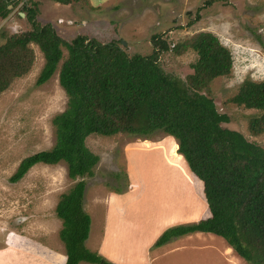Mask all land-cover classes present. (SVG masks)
<instances>
[{
    "label": "trees",
    "instance_id": "16d2710c",
    "mask_svg": "<svg viewBox=\"0 0 264 264\" xmlns=\"http://www.w3.org/2000/svg\"><path fill=\"white\" fill-rule=\"evenodd\" d=\"M89 1L57 3H81L95 10ZM19 3L32 30L12 35L0 46V93L13 79L28 72L32 64L28 46L34 44L44 59L36 86L53 76L62 60V48L66 50L58 85L67 102L65 110L51 121L54 146L24 158L9 182L17 183L38 164L59 163L65 165L69 180L80 179L60 195L55 206L65 264H110L85 247L91 220L82 206L83 180L92 177L98 163V157L86 148V139L92 135L148 139L157 132L176 142L177 154L201 184L209 216L195 224L166 230L154 247L182 236L206 233L222 239L246 264H264V150L225 128L228 117L217 111L210 96L211 82L228 77L232 69L231 56L217 37L201 32L182 45L170 47L156 35L150 38V54L128 56L118 47L120 42L101 44L85 36L65 42L51 26L37 23V11L28 6L29 1ZM15 4V0H0V18L5 19L10 13L8 6ZM187 49L197 59L184 82L166 74L158 61L163 53L179 54V50ZM4 60L9 66L2 64ZM228 102L259 112L248 120L247 132L252 137L264 134V81L244 82Z\"/></svg>",
    "mask_w": 264,
    "mask_h": 264
},
{
    "label": "rangeland",
    "instance_id": "374dc122",
    "mask_svg": "<svg viewBox=\"0 0 264 264\" xmlns=\"http://www.w3.org/2000/svg\"><path fill=\"white\" fill-rule=\"evenodd\" d=\"M15 1V5L8 6L7 17L0 18V35L5 34L0 36V46L8 37L32 30L25 18L20 17L23 14L21 3ZM22 1H29L28 6L36 9L39 25L51 26L63 41L69 43L75 37L85 35L101 44L120 42L118 47L128 56L150 54L152 36L159 35L172 47L184 44L201 32L213 34L232 59L229 76L218 78L209 86L217 111L228 117L229 122L223 126L242 134L247 141L264 150V134L252 137L247 132L250 117L260 113L228 102L244 82L264 81V0H106L96 11L75 2L62 5L57 0ZM28 48L32 53L28 72L13 79L0 96V231L4 232H0V244L7 243L8 239L11 242L14 238L11 232L15 230L20 232L22 229L26 234L24 226L28 223L29 235L33 234L35 240L51 246L53 242L58 244L55 241L60 228L55 215L57 201L80 179L69 180L62 163L55 166L38 164L15 184H11L9 178L24 158L54 146L51 121L65 110L67 102L58 85L59 68L67 58V52L62 48V60L53 76L45 84L36 86L44 59L36 45L30 44ZM178 53L161 54L158 64L166 74L185 82L192 74L191 66L197 57L189 49ZM2 64L9 66L5 60ZM167 138L157 132L148 139L128 135L110 138L92 135L86 139V148L98 157L92 177L83 180V210L94 220V229L90 224V232L96 233V224L103 211L97 201L111 195L121 196L129 209L134 212L138 207L147 218L156 215L160 219L163 213H177L182 217L193 212L199 220L207 218L201 184L193 178L177 153L183 168L175 170L180 166L174 154L176 144H173L174 150L150 145ZM182 171L188 176L187 182L191 180L189 187L195 196L189 193L187 182L179 181L176 173L182 174ZM196 199L202 207H191ZM26 216L27 219H22ZM215 241L225 244L217 237ZM204 255L203 264L217 263L212 251H205ZM189 256L198 263L195 252L180 254L179 258L188 257L191 261ZM206 259L208 263H205ZM161 261L163 264H182V261L166 258L156 264Z\"/></svg>",
    "mask_w": 264,
    "mask_h": 264
},
{
    "label": "crops",
    "instance_id": "0c3cea01",
    "mask_svg": "<svg viewBox=\"0 0 264 264\" xmlns=\"http://www.w3.org/2000/svg\"><path fill=\"white\" fill-rule=\"evenodd\" d=\"M99 1L101 2L95 0L89 1L92 4H90L91 7L94 8L95 11L101 7L103 1L106 0ZM3 93L4 92L0 93V96ZM170 142L176 144L174 139L168 137L166 140L163 139L155 143H150V145H160L163 148L170 149ZM175 153H177L176 145ZM180 158L182 157L180 156ZM176 174L179 181L186 184L187 180L182 176L183 174ZM187 185L190 191L189 193L194 195V192H192L189 187V185H191V180L187 182ZM122 201L123 203H121ZM97 204L102 205L103 211L99 216V223L96 224V233L93 234V230L89 232L85 247L110 264H156V262L165 258L171 261H182V264H203L205 251H212L215 254L216 264H222V262L223 264H228L229 262H241V264H243L244 262L226 243L223 246L221 245L222 243L215 241L216 236L206 233H194L182 236L172 239L161 247H154L157 239L166 230L177 226L195 224L206 219L199 220L195 217L194 212L191 215L189 213L182 217L177 213H163L160 215V219H158L156 215L147 218V216H144L138 211V207L136 211L133 212L132 209H129L124 204V198L113 195L99 199ZM191 207H202V203L199 200L196 202L193 201ZM90 210L91 209H89L88 212H90ZM91 212L95 213L94 211ZM27 218L26 216L22 219ZM90 219L92 220V218ZM58 223L60 228L57 230L55 237V241L58 243L57 245L55 242L51 243V246L48 244L45 245V243L35 240L33 234L29 235L28 233V223L24 226V228L26 227V234L22 229L20 232L17 230H15L16 232H11V235H14L12 241L9 242L8 239V241H6L7 243L0 244V264H65L66 256L64 247L58 239V232L61 229L60 220ZM13 224L19 226L20 223ZM91 225L94 229V220L91 221ZM13 240L14 243H12ZM216 249L219 250L217 251ZM188 252H195V259L198 260V263L194 259L192 260L190 256L191 261H189L188 257L179 258L180 254ZM174 255H177V258H173ZM205 263H208V259L205 260ZM161 264H163L162 261Z\"/></svg>",
    "mask_w": 264,
    "mask_h": 264
},
{
    "label": "bare ground",
    "instance_id": "6f19581e",
    "mask_svg": "<svg viewBox=\"0 0 264 264\" xmlns=\"http://www.w3.org/2000/svg\"><path fill=\"white\" fill-rule=\"evenodd\" d=\"M170 149H172V150H174V145H173V143H171V145H170ZM172 150H171V152H172ZM175 154V158H176V161L178 162V164L180 165V166H178L177 167V169H179L180 171H181V169L183 168L182 167V163H181V160H180V158H178L177 156H176V153H174ZM176 162V163H177ZM173 166V165H172ZM181 168V169H180ZM185 172L184 171H182V174H184ZM184 176H186V179L185 180H187L188 181V176H187V174H184ZM187 240V239H186ZM223 246H224V244H223ZM231 259V258H230ZM230 264V263H229Z\"/></svg>",
    "mask_w": 264,
    "mask_h": 264
},
{
    "label": "water",
    "instance_id": "95a60500",
    "mask_svg": "<svg viewBox=\"0 0 264 264\" xmlns=\"http://www.w3.org/2000/svg\"><path fill=\"white\" fill-rule=\"evenodd\" d=\"M20 17H24V15L23 14H20Z\"/></svg>",
    "mask_w": 264,
    "mask_h": 264
}]
</instances>
